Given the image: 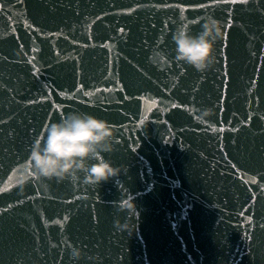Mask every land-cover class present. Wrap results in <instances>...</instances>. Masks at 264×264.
<instances>
[{"label":"water","instance_id":"1","mask_svg":"<svg viewBox=\"0 0 264 264\" xmlns=\"http://www.w3.org/2000/svg\"><path fill=\"white\" fill-rule=\"evenodd\" d=\"M181 17L221 24L203 73ZM71 112L115 130L120 174L24 182ZM0 188V264H264V0H0Z\"/></svg>","mask_w":264,"mask_h":264},{"label":"clouds","instance_id":"2","mask_svg":"<svg viewBox=\"0 0 264 264\" xmlns=\"http://www.w3.org/2000/svg\"><path fill=\"white\" fill-rule=\"evenodd\" d=\"M200 24L198 32L192 31L193 22L181 17V22L171 34L175 55L198 72L209 70L215 63L213 49L222 37L221 24L213 17H207ZM200 119L211 115L203 110ZM115 130L110 124L91 114L71 112L57 122L50 123L43 135L36 139L29 152V163L24 173V182L39 181L69 182L74 185L98 188L101 183L117 177L122 171L106 158L115 152ZM135 209L133 201L118 211L125 213ZM79 260L81 251L70 252Z\"/></svg>","mask_w":264,"mask_h":264},{"label":"snow or ice","instance_id":"3","mask_svg":"<svg viewBox=\"0 0 264 264\" xmlns=\"http://www.w3.org/2000/svg\"><path fill=\"white\" fill-rule=\"evenodd\" d=\"M223 2H236V0H223ZM240 2H246V0H240ZM6 188H0V191H5Z\"/></svg>","mask_w":264,"mask_h":264}]
</instances>
